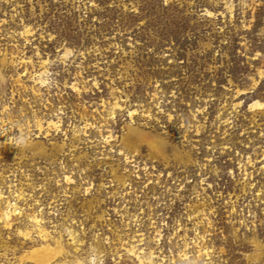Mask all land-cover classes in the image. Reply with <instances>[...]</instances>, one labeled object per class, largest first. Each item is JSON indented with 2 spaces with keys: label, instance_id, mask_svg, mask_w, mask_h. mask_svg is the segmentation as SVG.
I'll return each mask as SVG.
<instances>
[{
  "label": "rangeland",
  "instance_id": "1",
  "mask_svg": "<svg viewBox=\"0 0 264 264\" xmlns=\"http://www.w3.org/2000/svg\"><path fill=\"white\" fill-rule=\"evenodd\" d=\"M255 101L264 0H0V264H264Z\"/></svg>",
  "mask_w": 264,
  "mask_h": 264
},
{
  "label": "bare ground",
  "instance_id": "2",
  "mask_svg": "<svg viewBox=\"0 0 264 264\" xmlns=\"http://www.w3.org/2000/svg\"><path fill=\"white\" fill-rule=\"evenodd\" d=\"M70 53L68 50L67 55ZM251 109H263L264 103L260 101H255L251 104ZM123 153V152H121ZM69 180L70 177H68ZM1 198V195H0ZM10 219V217H9ZM30 234V233H28ZM26 234L25 236H27ZM45 244H42L36 248H34L32 251H30L28 254H25L22 256V264H25L26 262H32L35 264H52L56 262L60 257H62L66 253V249L64 248L61 241H59L55 246L51 243H48L47 239L44 240ZM260 255H257L256 258H259Z\"/></svg>",
  "mask_w": 264,
  "mask_h": 264
}]
</instances>
